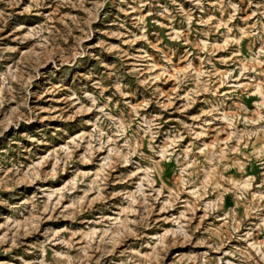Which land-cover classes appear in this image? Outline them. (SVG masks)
Listing matches in <instances>:
<instances>
[{
	"label": "rangeland",
	"instance_id": "374dc122",
	"mask_svg": "<svg viewBox=\"0 0 264 264\" xmlns=\"http://www.w3.org/2000/svg\"><path fill=\"white\" fill-rule=\"evenodd\" d=\"M0 264H264V0H0Z\"/></svg>",
	"mask_w": 264,
	"mask_h": 264
},
{
	"label": "bare ground",
	"instance_id": "6f19581e",
	"mask_svg": "<svg viewBox=\"0 0 264 264\" xmlns=\"http://www.w3.org/2000/svg\"><path fill=\"white\" fill-rule=\"evenodd\" d=\"M244 185H247V180L244 181Z\"/></svg>",
	"mask_w": 264,
	"mask_h": 264
}]
</instances>
